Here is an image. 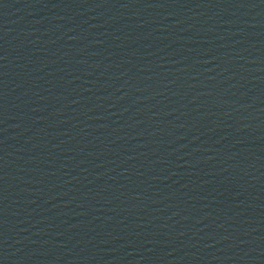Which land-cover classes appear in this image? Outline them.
<instances>
[{
    "label": "water",
    "instance_id": "water-1",
    "mask_svg": "<svg viewBox=\"0 0 264 264\" xmlns=\"http://www.w3.org/2000/svg\"><path fill=\"white\" fill-rule=\"evenodd\" d=\"M0 264H264V0H0Z\"/></svg>",
    "mask_w": 264,
    "mask_h": 264
}]
</instances>
